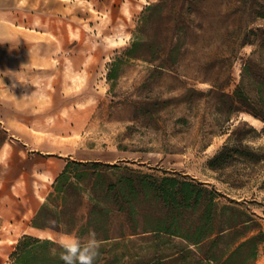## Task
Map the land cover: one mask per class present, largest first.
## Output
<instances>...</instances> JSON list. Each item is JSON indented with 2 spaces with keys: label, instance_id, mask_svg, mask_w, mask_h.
I'll use <instances>...</instances> for the list:
<instances>
[{
  "label": "rangeland",
  "instance_id": "rangeland-1",
  "mask_svg": "<svg viewBox=\"0 0 264 264\" xmlns=\"http://www.w3.org/2000/svg\"><path fill=\"white\" fill-rule=\"evenodd\" d=\"M149 5L158 7L142 23ZM137 37L149 44L136 54L149 60L168 46L164 69L155 67L161 59L124 56ZM0 38V99L27 96V120L58 125L59 164L123 163L189 176L253 202L264 218V161L247 170L207 166L243 122L257 131L243 144L264 154V123L232 111L223 97L260 49L264 0H0ZM115 58L118 78L109 81ZM254 58L264 67V54ZM228 178L243 186L230 188L221 181ZM256 264H264V247Z\"/></svg>",
  "mask_w": 264,
  "mask_h": 264
},
{
  "label": "trees",
  "instance_id": "trees-1",
  "mask_svg": "<svg viewBox=\"0 0 264 264\" xmlns=\"http://www.w3.org/2000/svg\"><path fill=\"white\" fill-rule=\"evenodd\" d=\"M156 7L145 8L142 23L148 21L146 12ZM148 44L137 37L124 56L150 63L161 59L155 67L164 69L168 46L159 58L149 60L136 54ZM259 48L247 60L233 94L223 97L232 111L245 112L264 123V67L258 68L254 58L256 53L264 54V38ZM119 61L113 60L109 81L118 78ZM249 87L254 96L248 95ZM217 113L222 112L217 109ZM240 126H248V132ZM248 134L257 135V131L239 123L208 161V168L220 172L238 164L247 170L264 161L261 149L243 144ZM221 181L230 188L243 186L236 179ZM252 203L165 170L156 174L123 163L68 159L31 225L81 238L94 230L100 241L95 264H256L264 247V218L254 212ZM56 241L24 235L9 264H64Z\"/></svg>",
  "mask_w": 264,
  "mask_h": 264
},
{
  "label": "crops",
  "instance_id": "crops-1",
  "mask_svg": "<svg viewBox=\"0 0 264 264\" xmlns=\"http://www.w3.org/2000/svg\"><path fill=\"white\" fill-rule=\"evenodd\" d=\"M26 97L0 99V264L10 263L22 236L56 235L32 227L31 221L65 165L59 164V128L27 120L24 109L31 110V104Z\"/></svg>",
  "mask_w": 264,
  "mask_h": 264
},
{
  "label": "clouds",
  "instance_id": "clouds-1",
  "mask_svg": "<svg viewBox=\"0 0 264 264\" xmlns=\"http://www.w3.org/2000/svg\"><path fill=\"white\" fill-rule=\"evenodd\" d=\"M18 80L23 85L28 84V81L23 78ZM0 84L5 87L2 80H0ZM12 87L15 88L16 84H13ZM56 243L61 249L60 259L64 264H95L99 256L100 241L97 239L95 231L91 229L83 238L65 232Z\"/></svg>",
  "mask_w": 264,
  "mask_h": 264
},
{
  "label": "snow or ice",
  "instance_id": "snow-or-ice-1",
  "mask_svg": "<svg viewBox=\"0 0 264 264\" xmlns=\"http://www.w3.org/2000/svg\"><path fill=\"white\" fill-rule=\"evenodd\" d=\"M22 2H23V0H22Z\"/></svg>",
  "mask_w": 264,
  "mask_h": 264
}]
</instances>
